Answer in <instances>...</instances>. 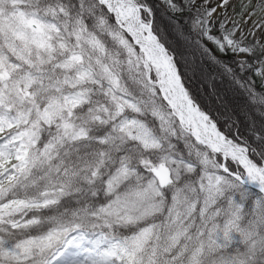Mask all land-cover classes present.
<instances>
[{"label":"snow or ice","instance_id":"obj_1","mask_svg":"<svg viewBox=\"0 0 264 264\" xmlns=\"http://www.w3.org/2000/svg\"><path fill=\"white\" fill-rule=\"evenodd\" d=\"M0 264H264V0H0Z\"/></svg>","mask_w":264,"mask_h":264}]
</instances>
